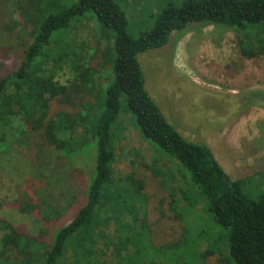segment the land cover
Here are the masks:
<instances>
[{"label": "trees", "instance_id": "trees-1", "mask_svg": "<svg viewBox=\"0 0 264 264\" xmlns=\"http://www.w3.org/2000/svg\"><path fill=\"white\" fill-rule=\"evenodd\" d=\"M175 1L138 37L128 32L126 11L116 0H76L69 6L62 0L0 1L18 13V19L4 26L21 46L19 67L0 77V151L13 143L9 135L18 133L27 146L33 137L39 150L55 147L70 164L91 152L94 157L84 203L53 233L50 226L62 218L56 203L40 198L37 187L19 193L15 208L37 215L44 227L31 234L0 216V264H180V254L199 255V261L218 254L225 264H264V172L258 178L233 179L207 143L184 137L147 90L139 59L145 51L176 45L196 24L236 29L240 55L264 58V0ZM86 13L115 33L106 49L114 78H107L102 88L96 86L99 70L91 64L93 53L73 37ZM62 63L73 72L70 86L57 79ZM86 90L95 91L94 99L74 104L72 95ZM120 112L132 114L142 138L177 162V175L171 167L152 169L166 176V186L183 184L179 191L171 187L172 198L179 196L175 202L184 203L173 208L176 216L183 218L202 204L209 223L219 226L218 234L227 241L220 244L199 231V240L204 237L213 247L186 252L180 248L183 240L153 242L147 208L140 206L147 199L145 180L134 173L114 175ZM252 186L254 195L248 191Z\"/></svg>", "mask_w": 264, "mask_h": 264}, {"label": "rangeland", "instance_id": "rangeland-1", "mask_svg": "<svg viewBox=\"0 0 264 264\" xmlns=\"http://www.w3.org/2000/svg\"><path fill=\"white\" fill-rule=\"evenodd\" d=\"M74 1L62 0V3L69 6ZM116 1L126 11L128 32L138 37L149 32L159 13L175 0ZM175 2L180 3V0ZM90 15L79 17L82 21L77 22L73 37L76 43H84L93 53L91 64L99 70L96 86L102 88L107 78H114L113 59L106 55V49L112 44L115 33L103 29L95 18L90 20ZM18 18L10 4L0 6V77L21 64V46L15 35L9 37L4 26ZM195 26L182 35L176 45L172 42L139 55L146 88L167 120L188 140L207 143L233 179L258 178V172H264V58L249 59L240 55V32L236 29L224 25ZM243 32L249 34L251 29ZM61 65L62 69L56 70L57 79L70 86L73 72L65 63ZM94 94L95 91H81L72 95V101L79 106L81 102L92 101ZM116 124H121L122 131L121 139L116 141L114 175L134 173L145 180L147 199L140 206L145 204L147 208L153 242L163 245L183 240L180 247L183 251L212 248L206 238L199 240V231L205 232L209 240L224 242L225 235L218 234L221 228H213L209 223L202 204H197L194 211L184 214L183 218L176 216L173 208H182L184 203L175 202L179 196L172 198L171 187L179 191L183 184L168 187L164 184L166 176L152 171L160 165L163 170L174 168L177 175L175 159L142 138L133 125L132 114L120 112L115 127ZM9 137L13 143L0 151V216L37 234L44 227L42 219L15 208L19 193L31 192L37 187L36 194L55 202L62 214V218L50 226L53 233L67 224L84 203V192L94 168L93 153L70 164L53 146L44 145L39 150L33 137L30 146L22 142L18 133ZM248 191L252 195L257 192L253 186ZM186 227L189 233H185ZM222 251L227 253L226 245ZM177 259L180 264H225L218 254L201 261L196 254H180Z\"/></svg>", "mask_w": 264, "mask_h": 264}]
</instances>
